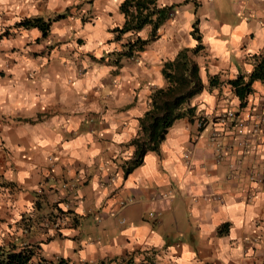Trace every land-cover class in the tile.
<instances>
[{
  "label": "crops",
  "instance_id": "0c3cea01",
  "mask_svg": "<svg viewBox=\"0 0 264 264\" xmlns=\"http://www.w3.org/2000/svg\"><path fill=\"white\" fill-rule=\"evenodd\" d=\"M121 1L0 0V239L22 235L77 264H264V85L245 105L229 84L208 88L209 75L253 68L264 0H157L172 5L159 36L116 64L135 36L115 37ZM29 16L51 19L49 31L17 25ZM194 22L196 116L127 172L162 64L197 43Z\"/></svg>",
  "mask_w": 264,
  "mask_h": 264
},
{
  "label": "trees",
  "instance_id": "16d2710c",
  "mask_svg": "<svg viewBox=\"0 0 264 264\" xmlns=\"http://www.w3.org/2000/svg\"><path fill=\"white\" fill-rule=\"evenodd\" d=\"M119 8L124 13L125 20L121 26L113 28L115 37L120 38L127 31H131L135 36L128 37L120 50L112 52L113 62L116 64L119 63L121 57L138 54L145 49L150 41L159 36L158 29L170 16L172 5H161L157 0H122ZM50 24L51 19H43L40 16L23 17L17 22L18 26L26 28L36 26L42 34L49 31ZM147 24L151 26L149 35L141 37L137 32ZM192 31L197 43L194 46L181 47L173 58L165 60L162 64V73L166 83L153 89L150 94V106L139 119L140 133L132 139L135 150L125 168L127 172L142 161L147 150L157 151L159 149L169 127L177 119L188 117L193 121L196 116V105L191 104V99L203 90L205 84L200 76L199 64L194 58V55L202 48L200 34L195 33L197 31L196 22L193 24ZM253 58V68L248 73H238L234 77L225 79H220L219 74L209 75L208 88L211 89L220 82L229 84L238 96L240 104L245 105L248 95L253 91V82L259 80L264 85V49L255 54ZM41 201L36 199L35 206L39 207ZM63 212L66 213L67 211ZM42 216H37L35 219L40 220ZM57 217L62 218L63 213H59ZM26 218L28 217H24L25 220ZM21 227L22 231L26 232L36 226ZM131 261V258L122 257L109 258L99 263L83 261L80 264H123ZM0 264L77 263L64 256L48 258L40 252L38 242L28 241L22 235L7 234L0 239ZM141 264L149 263L143 262Z\"/></svg>",
  "mask_w": 264,
  "mask_h": 264
},
{
  "label": "built area",
  "instance_id": "2783aa9c",
  "mask_svg": "<svg viewBox=\"0 0 264 264\" xmlns=\"http://www.w3.org/2000/svg\"><path fill=\"white\" fill-rule=\"evenodd\" d=\"M232 112H228V114H231ZM223 115V114H222ZM226 115V113L224 114V116ZM198 122H199V125H201L202 124V122H203V120H202V118H199L198 119Z\"/></svg>",
  "mask_w": 264,
  "mask_h": 264
}]
</instances>
